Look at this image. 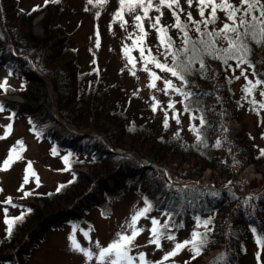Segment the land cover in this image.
Returning <instances> with one entry per match:
<instances>
[{"label": "trees", "instance_id": "1", "mask_svg": "<svg viewBox=\"0 0 264 264\" xmlns=\"http://www.w3.org/2000/svg\"><path fill=\"white\" fill-rule=\"evenodd\" d=\"M18 1L0 0V68L20 79L17 86L1 87L0 107L13 119L25 118L35 137L47 142L52 153H64L68 159L65 162L63 158L62 163L65 181L32 197V201L27 197L14 201L23 219L13 223L10 234L6 230L0 235V262L24 264L30 249L44 233L71 220H80L93 209L105 215L110 201L135 193L142 202L147 200L151 204L149 213L163 214V222L172 220L176 230L186 224L202 222L196 229L205 234L207 242L195 259L192 253L181 264H198L207 251L215 249H220L219 254L229 264H241L240 256L247 240L254 235L253 228L264 240V189L253 192L256 193L250 200L253 205L247 213V199L238 187L217 188L206 193V188L198 185H174L162 166L185 164L183 181L199 176L206 169H217L221 166L219 151H222V146H215L219 136L223 145L262 169L260 182H264V155H261L264 148H257L245 128L232 138L223 133L225 123L240 116L231 77L223 68L222 57L232 52L222 53L223 47L227 48L221 45L223 41L219 43L218 38H209L205 33L219 30L223 23H228L225 13L217 10V20L205 27L203 23L194 22L206 18L210 8L205 9V17L199 14L192 21L176 5L163 8L154 2L153 7L162 11H150L155 14L156 23V17L160 20L163 11L175 10L190 37L186 45L180 29L174 27L171 33L161 22L154 27L165 28L167 36L171 37V51L177 57L178 70H183L182 65H189V71L184 73L185 81L172 77L179 83L177 89L184 96L185 106L191 104V110L199 116L198 127L192 126L194 137L186 140L168 123L165 126V120L161 124L154 121L145 111V105L133 102L130 96H121L116 83L110 82L101 71L90 68L84 72L66 31L55 23L51 12L41 20L42 31L34 33L33 21L41 9L23 11ZM174 21L176 23L177 18ZM159 34L157 30L153 36L144 34L143 41L151 47L148 39L154 37L157 42L153 47L160 48L162 58L167 59L165 64L171 66L173 53L167 50L165 54ZM209 39L217 42L211 54L199 43L193 49V42ZM253 41L249 46L248 65L255 80L264 81V45ZM260 45L263 50L258 56L254 49ZM201 60L206 69L200 68ZM29 62L43 78L27 77L24 69ZM259 86L264 92V83ZM187 93L191 95L186 97ZM8 95L20 96L22 102L5 98ZM91 129L102 133L104 138ZM81 167L85 170H80ZM109 179L113 180L112 187L108 185ZM205 221H209L206 226ZM163 225L161 228L166 232Z\"/></svg>", "mask_w": 264, "mask_h": 264}, {"label": "rangeland", "instance_id": "2", "mask_svg": "<svg viewBox=\"0 0 264 264\" xmlns=\"http://www.w3.org/2000/svg\"><path fill=\"white\" fill-rule=\"evenodd\" d=\"M152 1L153 4L154 2L159 3V0ZM229 1L233 5L240 6L239 0ZM18 4L23 11L41 9L33 21V31L36 34L42 31L40 23L43 16L47 12H51L55 23L66 31L70 45L78 53L81 68L84 72L90 68L101 71L110 82L116 83L121 96H130L133 102L139 103L140 106L145 105V111L153 117L154 121L161 124L162 121L167 119L169 127L174 132L180 133L186 140H192L194 137L192 126L198 127L199 116L191 110L190 107H193L191 104L190 107L185 106L184 96L178 91L168 89L165 93V80H171L176 89L179 83L173 79L174 77L170 72L157 68L155 63L151 62L152 57L163 64L167 60L162 58L163 54L159 51V47H153L154 43L157 42L153 39L154 37H149L148 40L150 41L147 42L151 47L143 41L144 34L153 36V33L156 32L153 27L155 14H151L150 11L158 13L162 10H157L152 6L148 8V15L145 17L143 9L139 5L135 6L133 11H129L127 3L121 5L120 0H92L91 3L88 0H56V2L49 0L48 3L45 0H19ZM161 6L166 8L165 5ZM176 7H179L186 15L191 13L192 20L198 18L199 8L196 0H193L191 6H189L187 0H179ZM118 11L121 13L122 18H117L116 13ZM163 14L160 18L161 25L168 26L169 31L172 33L174 20L177 18L176 11L168 12L166 9ZM253 14L258 15L256 12H253ZM136 15L141 16L142 20L140 22L134 19ZM138 23L142 24L143 33L137 27ZM228 23L231 22L228 21ZM249 38L251 37L245 38L248 47L252 42ZM158 39L160 41V38ZM218 41L219 43L223 41L224 44L221 45L228 47L226 40L218 38ZM215 43L217 44L216 41ZM261 44L264 45V42ZM141 49H143V58ZM167 50L170 53L172 52L171 49H166L164 50L165 54ZM254 50L260 53L263 46L260 45L258 49ZM231 55V53H227L222 57L223 68L226 75L231 77L232 82L230 83H232L234 98L238 100L239 108H237L240 116L239 119H229L224 125L225 131L223 133L227 138H232L245 128L252 135L257 148H264V108L260 107L263 104L264 96H261V88L259 84H256L248 63L240 64L237 67L239 61L235 58H229L227 63L224 62V58ZM130 59L131 63L129 62ZM242 72L243 75H241ZM24 73L30 79L43 78L34 69L31 62L27 64ZM151 73H155L159 79L154 80ZM5 81L6 84H4ZM19 83V78L11 76L4 68H0V84L17 86ZM153 83L155 87L150 86ZM252 85H255V87H252ZM249 87L252 88L250 93L245 91ZM5 98L22 102V98L17 95H8ZM169 103L172 104L171 108L168 107ZM0 109H2L0 110L1 235L7 230L5 218L19 215L18 211L20 212V209L18 205H15V200L22 201L21 198L27 197L32 201V197L52 190L58 183L65 181L66 175L62 169L64 153H52L47 142L39 140L31 133L28 121L25 118L18 116L13 119L9 112L2 107ZM173 116H176L177 119H173ZM9 124L11 128L6 129ZM6 130L7 135L5 134ZM90 131L103 137V134L97 130L91 129ZM17 141H20L21 144L17 145ZM223 143L222 139L217 136L215 146L220 148L222 146V151H219L221 166L217 169H206L191 180L183 181L182 179L185 164L177 167L162 166L168 172L169 182L174 185L181 184L185 187L198 185L206 188V193H212L217 188L238 187L240 194L247 199L246 212L249 213L251 211L250 206L253 205L250 200L256 194L253 192L256 189L260 191L264 189V182H260L262 169L256 167L234 149L230 150ZM13 146L16 147V152L13 154V163L4 170L3 161L7 158L9 150ZM17 155L21 158L16 159ZM29 164L31 168L27 169ZM80 170L84 171L85 167H81ZM25 175L28 177L27 182L24 179ZM108 185L112 187L113 180L109 179ZM25 193L28 194L25 195ZM8 199L11 200V203H5ZM107 206L109 208L104 212L105 215L100 210L93 209L80 220H71L60 228L44 233L42 239L30 249L28 259L24 264H101V261L97 259L99 253L97 242L99 246H107L116 238L117 233L127 232L130 234L131 229L128 227L130 218L137 210L144 208L145 203L134 193L132 196L123 194L122 198L110 201ZM152 218L159 222L157 227L162 233L160 248L149 243L151 238L149 229L152 227ZM163 220V214L148 212L137 221L136 228L143 229V231L135 238L133 241L134 246L129 252V255L134 257L133 264H141L139 260V253L141 252L144 253L146 264H155L156 261H161L165 253L170 251L175 243L191 239V233L193 231L198 232L196 228L202 225V222L193 225L186 224L176 230V226L170 220L167 231L163 232L161 228V225L164 224ZM169 234L173 235L175 240H168L166 236ZM70 236L74 237L81 247L92 253L91 259L86 258L83 253L73 250ZM257 236L259 234L254 233L247 240L243 256H240L241 264H264V240L258 244ZM262 238H264V232ZM219 252L218 250L207 251L201 257L199 263L229 264ZM192 253L190 247H185L176 256L163 261V264H181ZM0 264L3 263L0 262ZM122 264H126V262H122Z\"/></svg>", "mask_w": 264, "mask_h": 264}, {"label": "snow or ice", "instance_id": "3", "mask_svg": "<svg viewBox=\"0 0 264 264\" xmlns=\"http://www.w3.org/2000/svg\"><path fill=\"white\" fill-rule=\"evenodd\" d=\"M46 3L49 2V0H45ZM52 2H56V0H52ZM89 3L92 2V0H88ZM127 3L129 6V11H133L135 6L139 5L141 8H143L144 16L146 17L148 15V8L153 6L152 0H120V4L124 5ZM145 3L147 6H145ZM187 3L189 6L192 5L193 0H187ZM160 5H166L167 7L171 8L173 5L179 4V0H159ZM196 4L199 8V14L201 17H205V9L210 8V12L208 13L207 17L204 18L202 21L194 22L197 25L199 23H203L205 27L210 24L214 23L217 20V10H220L225 13L227 21H230L231 23H223V26L219 30H215L212 32L205 33L206 36L209 38L216 37L223 40H226L228 42V47L225 48L224 52H229L231 50L232 55L229 57L224 58V62L227 63V59L229 58H235L239 61L237 64V67L240 66V64L243 63H249L247 60L248 55L250 54V49L248 47L247 40L245 37H251L252 40L255 41L256 44H261L264 42V0H239V5L243 6H236L229 2V0H196ZM35 10V9H34ZM253 12L258 13V15H254ZM175 15V13H173ZM239 14V15H238ZM117 18H122L121 13L118 11L116 13ZM188 20L192 21V15L191 13L187 14ZM134 19L137 22H140L142 20L141 16L136 15ZM160 20L159 17H156V23L153 25V27H156V25H159ZM174 27L180 29L184 33V44H188L190 42V37L188 36V33L186 29L182 26V24L179 22V17H177V22L173 25ZM137 27L140 29V31L143 33V26L141 23L137 24ZM241 29H244V31H241ZM157 32L160 33V41L161 44L166 49L172 48V42L171 38L167 36L166 29L163 27H157ZM197 32L200 31L199 27L196 28ZM233 35H229V34ZM199 43L201 45L205 46V50L211 54V49L215 45L214 39H209L207 42L204 40H199L196 42H193V49L195 50L196 44ZM184 49H179L178 51H183ZM239 54V55H237ZM141 56L143 58V49H141ZM172 60L173 64L171 66L167 64L160 63L159 61H156L155 57L151 58V62L155 63V66L157 68H160L161 70L168 71L171 73L173 77H177L181 81H185V75L184 73L189 71V65L185 64L182 65V71L178 70L176 67V61L177 57L175 53L172 54ZM131 63V59L129 60ZM191 61L189 62V64ZM251 66V65H250ZM200 68L206 69L205 64L203 61H200ZM243 75V72L241 73ZM151 76L153 79H159L158 76H156L155 73H151ZM165 93H167L168 89H173L174 91H180L179 89H176L172 83L171 80H165ZM264 83V81L257 80L256 84ZM6 84V81L4 82ZM3 84H0V87H3ZM151 87H155V84L153 83L150 85ZM252 87H255V85H252ZM246 92H251L252 88H246ZM186 97L190 96L191 93L185 94ZM261 96H264V92H261ZM169 108L172 107V104L169 103ZM261 108H264V104L260 105ZM2 110V109H0ZM173 119H177L176 116H173ZM177 122H179L177 120ZM201 123H203V120L201 119ZM165 126H167V119L165 120ZM11 125H7L6 129H10ZM7 135V130L6 133ZM199 139V136L197 137ZM219 143V142H217ZM17 145H20L21 142L17 141ZM16 152V147L13 146L12 149L9 150V154L7 158L3 161V169L6 170L8 167L11 166L13 163V154ZM261 155H264V149H261ZM18 155L16 156V159H20ZM65 162H67V156L64 157ZM31 165L29 164L27 166V169H30ZM34 175V173H33ZM25 182H27V175L24 177ZM59 191V189H57ZM28 193H25L27 195ZM5 203H11V200L8 199L5 201ZM151 204L145 200V207L137 210L130 218V223L128 227L131 229L130 234L127 232H121L116 234V238L107 244V246H99V243L97 242V246L99 248V253L97 256V259L101 261V264H122V262H126V264H133L134 257L129 255V252L131 251V248L134 246L133 241L135 238L140 234L143 229H137L136 224L137 221L140 219V217L145 216L150 210H151ZM170 215V214H169ZM23 219V213L16 217H6L5 223L7 224V231L9 234L12 231L13 223L19 220ZM209 221H205V226L207 225ZM152 227L149 229L151 233V238L149 240V243L154 244L157 248H160V237L162 235L158 225V221L155 218H152L151 220ZM168 221H165L163 227L167 228ZM252 231L256 233L257 229L253 228ZM166 238L168 240H175V237L173 235H167ZM71 240V247L75 251H79L84 254V256L88 259L92 258V253L87 250L86 248H83L80 246V244L75 240L74 237H69ZM206 236L205 234L193 231L191 233V239L184 240L182 242L175 243L174 247L165 253V255L162 257L161 261H156L155 264H163V261L168 260L171 257L176 256L182 249L185 247H190V250L193 252V259H195L196 255H199L202 248L206 244ZM257 243H262V240L259 236H257ZM139 260L141 261V264H146L144 253H139ZM187 264V262H185Z\"/></svg>", "mask_w": 264, "mask_h": 264}]
</instances>
